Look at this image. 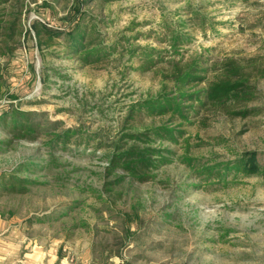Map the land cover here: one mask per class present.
Segmentation results:
<instances>
[{
	"label": "rangeland",
	"instance_id": "1",
	"mask_svg": "<svg viewBox=\"0 0 264 264\" xmlns=\"http://www.w3.org/2000/svg\"><path fill=\"white\" fill-rule=\"evenodd\" d=\"M25 2V32L34 20L55 26L72 21L73 0ZM85 11L89 39L105 50L116 46L117 51L86 63L66 51L62 36L53 41L42 37V47L37 39H28L14 54H0V114L12 105L35 113L49 133H79L71 144L51 152L42 137L0 150V177L29 158L49 159V153L59 165L22 173L46 183L25 195L0 189L6 233L21 232L43 246H60L72 264H264L263 181L243 176H231L228 185L218 179L199 180L178 158L184 153L182 145L165 144L177 153L173 162L152 181L127 178L102 196L110 204L91 191L77 190L79 185L104 190L106 181L115 180L107 178L106 154L122 130L168 121L145 114L136 122L126 119L134 103L164 91L165 85V91L172 89L166 76L173 63L198 55L210 65L229 57L264 56V0H94ZM173 31L190 39L178 54L171 48ZM145 47L159 51L161 58L141 70ZM258 95L250 105L262 108L258 115L231 119L210 113L206 127H190V156L213 166L246 151L263 153L264 79L258 83ZM5 134L0 127V140L6 141ZM77 202L78 207L60 216L63 206ZM133 205L144 223L141 228L131 223L137 235L121 246L124 222L117 214L123 208L132 213ZM51 214L59 219L37 220ZM166 215L171 218L165 220ZM83 221L87 227L70 231Z\"/></svg>",
	"mask_w": 264,
	"mask_h": 264
},
{
	"label": "trees",
	"instance_id": "2",
	"mask_svg": "<svg viewBox=\"0 0 264 264\" xmlns=\"http://www.w3.org/2000/svg\"><path fill=\"white\" fill-rule=\"evenodd\" d=\"M94 0H73V9L69 13L72 21L65 20L63 26H55L52 23L34 20L30 30L23 28V14L28 8L25 0H0V54L12 55L19 45L24 44L28 39H37L39 46L42 37H48L53 41L62 36L66 38V51H71L83 62L91 60L99 61L102 56L117 51L116 46L105 50L101 44L94 43L90 38L89 28H84L85 19L88 17L85 7ZM106 2L113 0H105ZM191 15H193L191 13ZM10 19H9V18ZM69 20V19H68ZM94 30V28H93ZM23 38V39H22ZM23 40V41H22ZM187 36L172 32L171 48L178 54L180 47L189 42ZM132 50L131 52H133ZM157 53V55L155 54ZM141 70L155 66V58H161L160 52L154 48L145 47L142 50ZM198 55L186 63H173L171 72L166 79L172 83V89L167 92H159L131 105L126 121H137L141 114L149 117H168V121L161 125H132L122 130V136L113 143L107 156V178L115 177L114 181L104 184V190L86 189L79 185L77 190L80 193L91 191L99 199L103 195L111 194L113 188L123 183L127 178L139 183H146L156 178L157 172L173 162L177 153L165 144L182 145L184 153L178 156L182 164L192 170L199 180L218 179L219 182L228 185L232 176L238 179L240 176L249 178L257 177L264 183V152L246 151L231 162L210 165L201 163L197 158L191 157L192 149L191 135L188 129L193 126L206 127L207 114L223 115L231 119H247L262 112L260 107H252L258 99V83L264 79V56H252L247 59H236L229 57L221 61L212 62L203 59ZM33 112L20 111L9 105L0 114V127L5 130L6 141L0 140V150L3 146L12 147L16 141H36L42 137L44 146L54 150L58 145H69L72 138L78 136V130L66 129L62 133H49L45 131L35 119ZM54 155L49 153L45 160L29 158L17 165L9 173L0 177V189L7 194L25 195L31 191L33 186L46 185L38 178L29 174L32 169H52L59 165L54 160ZM45 167L42 166V162ZM105 192V193H104ZM103 202L110 204L108 200ZM79 206V202L63 206L65 211L60 216L66 215L68 209ZM110 210L113 212L112 208ZM128 213L121 209L117 216L124 222L122 245L127 240L137 235L132 231L131 223L135 222L141 228L143 222L135 205ZM5 216L4 213H1ZM59 219L54 215L44 218H37L39 222L46 219ZM171 215L164 216L167 220ZM36 218L30 219L33 222ZM87 227L84 221L74 225L70 231ZM115 254L122 258L121 251Z\"/></svg>",
	"mask_w": 264,
	"mask_h": 264
},
{
	"label": "crops",
	"instance_id": "3",
	"mask_svg": "<svg viewBox=\"0 0 264 264\" xmlns=\"http://www.w3.org/2000/svg\"><path fill=\"white\" fill-rule=\"evenodd\" d=\"M65 251V249L63 250ZM61 247L43 246L39 240L24 234L6 233V223L0 218V264H72Z\"/></svg>",
	"mask_w": 264,
	"mask_h": 264
}]
</instances>
